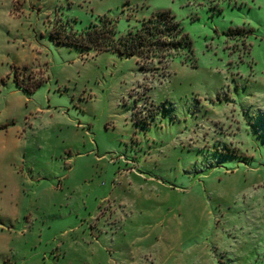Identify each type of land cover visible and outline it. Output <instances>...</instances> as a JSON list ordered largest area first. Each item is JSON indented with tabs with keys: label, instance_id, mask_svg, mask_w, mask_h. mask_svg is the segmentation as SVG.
Here are the masks:
<instances>
[{
	"label": "rangeland",
	"instance_id": "obj_1",
	"mask_svg": "<svg viewBox=\"0 0 264 264\" xmlns=\"http://www.w3.org/2000/svg\"><path fill=\"white\" fill-rule=\"evenodd\" d=\"M161 10L192 55L53 37ZM0 264H264V0H0Z\"/></svg>",
	"mask_w": 264,
	"mask_h": 264
},
{
	"label": "trees",
	"instance_id": "obj_2",
	"mask_svg": "<svg viewBox=\"0 0 264 264\" xmlns=\"http://www.w3.org/2000/svg\"><path fill=\"white\" fill-rule=\"evenodd\" d=\"M80 32L53 35L61 43H70L96 51H112L123 56H136L149 62L168 61L182 53L193 54L190 37L170 11H156L129 28L125 33L117 30L116 19L99 15ZM142 68L143 65H141Z\"/></svg>",
	"mask_w": 264,
	"mask_h": 264
}]
</instances>
